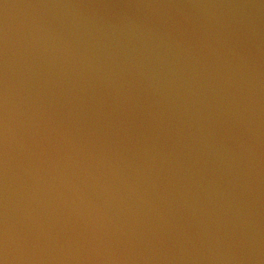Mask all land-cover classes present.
Listing matches in <instances>:
<instances>
[{
    "label": "water",
    "instance_id": "95a60500",
    "mask_svg": "<svg viewBox=\"0 0 264 264\" xmlns=\"http://www.w3.org/2000/svg\"><path fill=\"white\" fill-rule=\"evenodd\" d=\"M0 264H264V0H0Z\"/></svg>",
    "mask_w": 264,
    "mask_h": 264
}]
</instances>
